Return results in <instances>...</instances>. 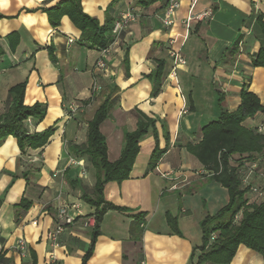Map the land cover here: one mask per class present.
Instances as JSON below:
<instances>
[{
	"label": "crops",
	"instance_id": "obj_1",
	"mask_svg": "<svg viewBox=\"0 0 264 264\" xmlns=\"http://www.w3.org/2000/svg\"><path fill=\"white\" fill-rule=\"evenodd\" d=\"M114 1L82 2L84 12L101 25L128 12L137 17L104 58L102 51L81 44V32L68 16L58 28L51 26L42 8L58 1L0 0V115L7 110L9 90L26 83L25 106L47 107L41 123H28L29 132L56 129L44 149L26 155L14 137L0 147V264H83L94 241L88 264H192L194 249L203 243L201 222L230 202L229 191L207 180L187 145L203 139L204 126L218 120L221 107L238 109L244 84L264 106V67L253 66L264 50V0H181L170 28L160 5L143 8L138 0ZM170 48L187 61L176 79L169 78ZM102 58L105 70L96 67ZM160 63L165 65L163 84L153 98L152 75ZM115 90L116 104L101 127L110 162L119 160L124 132L135 131L141 115L157 121L160 147L167 150L150 171L155 138L150 134L142 140L130 179L111 182L104 190L108 203L130 213L109 211L95 236V208L84 194L94 195L96 170L68 147L87 143L88 124ZM73 106L81 109L72 113ZM259 159L264 171V155ZM64 205L79 210L71 212L74 223L54 244L48 235L57 228ZM140 214L145 215L143 234L134 239L129 228ZM169 214L177 219L180 235ZM20 240L26 242V256L17 249ZM232 264H263V259L241 246Z\"/></svg>",
	"mask_w": 264,
	"mask_h": 264
},
{
	"label": "trees",
	"instance_id": "obj_2",
	"mask_svg": "<svg viewBox=\"0 0 264 264\" xmlns=\"http://www.w3.org/2000/svg\"><path fill=\"white\" fill-rule=\"evenodd\" d=\"M58 1L56 6L42 8L49 18L53 28H58L65 16H68L74 26L81 32V44L89 49L104 51L114 42L113 34L115 23L112 19L101 25L100 22L86 14L82 7L83 0H50ZM123 0H115L116 4ZM170 0H138L143 8L160 5L166 9ZM111 10V7H110ZM4 17L0 15V20ZM264 33V23L260 21ZM234 49H237V45ZM51 58L55 61L53 52ZM3 51L0 49V58ZM128 59L126 67L128 68ZM254 67H264V50L258 53L253 62ZM164 63H160L157 71L152 75V97L156 98L162 89ZM26 83L13 86L9 90L8 106L4 114L0 115V147L9 137H14L22 155L28 150L44 149L54 136L56 129L50 128L42 133L31 134L28 129V121L41 123L47 115V107L44 104H35L32 107L25 106ZM112 92L102 101L94 118L88 124V140L86 144H70L69 151L75 156L86 157L96 170L97 181L94 195L84 194V200L95 208V236L99 234V228L104 216L111 210L129 214V209L116 207L108 203L104 198L105 186L111 182L119 185L130 179L137 157L140 154V143L152 134L155 138V148L149 161V170L157 169L158 163L167 150L161 149L157 121L141 115L135 131L124 132V144L118 161L110 162L108 159L107 140L101 132L103 123L111 116L116 104ZM241 102L235 112H229L221 107V114L217 121L204 126L203 139L198 144L187 145L189 153L198 161L207 180L222 185L229 191L230 202L214 216H208L201 224L203 243L194 249L192 264H232L241 246L257 253L263 259L264 264V201L251 202L248 194L249 188H245L239 175V166L251 163L264 155V135L257 128L247 127L248 121H253L258 116H264V106L259 97L250 91L248 84H244L241 94ZM222 103V101H220ZM264 122V121H263ZM166 137V141L169 138ZM239 165V166H238ZM23 209L29 207L24 201ZM145 215L140 214L131 224L130 234L136 239L143 234ZM168 221L176 234L180 235L177 219L168 215ZM95 241L89 252L83 258V264H88L92 256Z\"/></svg>",
	"mask_w": 264,
	"mask_h": 264
},
{
	"label": "built area",
	"instance_id": "obj_3",
	"mask_svg": "<svg viewBox=\"0 0 264 264\" xmlns=\"http://www.w3.org/2000/svg\"><path fill=\"white\" fill-rule=\"evenodd\" d=\"M180 1L181 0H170L169 5L165 9V19H164V25L166 27H169L173 25L172 21V14L175 13L176 10L180 8ZM194 4L196 0H191ZM204 17L210 16L208 13L203 15ZM137 17L134 13L128 12L121 16V18L115 23L113 34L115 36V42L119 41L122 33L125 31V29L129 26L130 23L136 21ZM193 21V18H189L186 22V26L189 29L191 27V22ZM174 42L171 41V45H173ZM110 51V47L103 52V57L105 58ZM169 56L171 57V72L169 74L170 79H176L178 71L185 67L187 65L186 59L182 56L180 51H177L173 48H170L169 50ZM104 58L100 59L96 65V67L99 70H105L106 69V62ZM81 108L78 106L71 107V112L76 113ZM29 124H31V120L28 121ZM259 133L264 135V123L257 127ZM239 166V165H238ZM239 175L242 179L243 186L245 188H249V191L253 195H259L264 196V187L260 188L259 186H256L252 181L254 177H258L260 180L262 179L263 185H264V171L261 167V161L260 159L255 160L251 163H244L243 165L239 166ZM205 175H207L204 172ZM79 210V206L77 205H64L59 208L58 210V220L59 224L57 228L54 231H51L48 235L49 241L56 244L58 241L59 236L65 231L66 226H70L74 223L75 217L74 214H72V211ZM1 228V227H0ZM26 242L24 240H20L17 245V249L20 252L22 256H26L28 253V248L26 247ZM1 249V246H0Z\"/></svg>",
	"mask_w": 264,
	"mask_h": 264
},
{
	"label": "rangeland",
	"instance_id": "obj_4",
	"mask_svg": "<svg viewBox=\"0 0 264 264\" xmlns=\"http://www.w3.org/2000/svg\"><path fill=\"white\" fill-rule=\"evenodd\" d=\"M210 97H212V96H210ZM262 120V117L261 116H258V117H256V119L255 120H253V121H248L245 125L247 126V127H250V128H257V127H259L260 125H262L264 122H263V120ZM264 167V166H263ZM257 179H259L258 177H254V179H253V182H254V184L256 185V186H259L260 188H263L264 187V185H263V183H260V184H258V183H256L255 181L257 180ZM264 192V191H263ZM264 195V194H263ZM251 202H257V203H261V202H263L264 201V196H259V195H254V197L252 198V200H250Z\"/></svg>",
	"mask_w": 264,
	"mask_h": 264
}]
</instances>
